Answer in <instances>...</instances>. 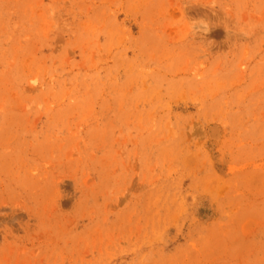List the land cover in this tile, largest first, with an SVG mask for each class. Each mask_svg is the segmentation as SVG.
Segmentation results:
<instances>
[{
	"label": "rangeland",
	"instance_id": "obj_1",
	"mask_svg": "<svg viewBox=\"0 0 264 264\" xmlns=\"http://www.w3.org/2000/svg\"><path fill=\"white\" fill-rule=\"evenodd\" d=\"M0 264H264V0H0Z\"/></svg>",
	"mask_w": 264,
	"mask_h": 264
}]
</instances>
